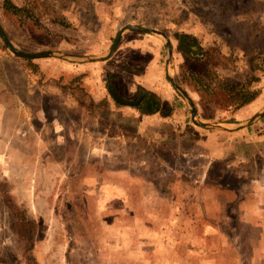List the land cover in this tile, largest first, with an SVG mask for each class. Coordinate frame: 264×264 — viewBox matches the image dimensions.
Segmentation results:
<instances>
[{"label": "rangeland", "instance_id": "rangeland-1", "mask_svg": "<svg viewBox=\"0 0 264 264\" xmlns=\"http://www.w3.org/2000/svg\"><path fill=\"white\" fill-rule=\"evenodd\" d=\"M24 3L35 21L0 9L7 39L53 55L0 39V264H31L28 238L37 264H264V115L249 122L264 110V0ZM128 25L165 33L196 121L230 132L191 123L161 36L125 31L91 61ZM212 70L253 81L256 100L234 114L214 107L220 91L201 100L190 83ZM115 74L119 97L151 95L161 117L115 102Z\"/></svg>", "mask_w": 264, "mask_h": 264}, {"label": "trees", "instance_id": "trees-1", "mask_svg": "<svg viewBox=\"0 0 264 264\" xmlns=\"http://www.w3.org/2000/svg\"><path fill=\"white\" fill-rule=\"evenodd\" d=\"M27 7H29V5H25L23 7H17L14 4H12L9 0H2L0 1V9L2 10V12L7 16V19L10 22H14V21H19L22 20L23 18L25 19H29L32 21H35V16L33 15L31 9H28ZM186 39V37H184ZM183 39V38H182ZM181 46H184V40H179ZM27 62H30L29 60ZM210 76L214 79L215 83H208V82H204L203 81H195V84L193 85V83H190L192 88L195 89H199V91H202L201 93H204V99L201 98V100H207V102H210V99H212L213 95H218V92L220 91L222 94V98L224 97V101L219 102V105L216 106L214 105V107L220 109L219 107H222L224 111H229V113H236L237 111H239L241 108L248 106L250 104H252L257 96H258V92L257 90H251V88H253V86L255 85V83H253V81H248L246 83H242V84H236L234 86H229L226 85L225 83H223L220 79H218L217 73L212 70L210 72ZM115 76L112 75H108V83L106 85L109 94L112 97V93L113 91V86L111 85L110 81L112 79H115ZM187 86L190 84L185 83ZM141 91H139L138 97L142 96L143 98L147 99L145 101V105H147V107L149 108V112H155V111H159V104L156 102L155 99L151 98V95L148 94H140ZM136 100H140L141 99H136ZM210 104V103H209ZM139 105V104H138ZM169 112H165L163 113L164 116H167ZM227 123H235V121L230 118V119H226ZM23 221H25V224H28L30 227H32L34 225L33 221H27L24 218L22 219ZM32 240V239H31ZM31 240H29V245L27 246L26 250L29 252L30 255V261L31 264H37L35 260H33L32 258V250H33V246L31 243Z\"/></svg>", "mask_w": 264, "mask_h": 264}, {"label": "water", "instance_id": "water-1", "mask_svg": "<svg viewBox=\"0 0 264 264\" xmlns=\"http://www.w3.org/2000/svg\"><path fill=\"white\" fill-rule=\"evenodd\" d=\"M125 31H133V32H139V33H154V34H157V35L161 36L165 40V47H166V50H167V59L165 61V66H166V68L168 67L169 58H170V55H171V45H170V41L167 38V36L165 35V33L161 32V31H158L156 29L147 28V27H143V26H134V25H128V26H125L122 29H120V31L116 35L114 43L112 44V46L109 49L108 53L105 56H103V57L91 59V61L102 62V61L108 60L112 56V54L114 53L115 49L117 48L118 43H119V41L121 39V35ZM0 39L2 40L4 45L6 46L7 50L12 55H14L15 57L20 58V59H37V58H45V57H49V56L53 55V54H50V53L27 54V53H22V52L17 51L10 44V42L7 39V37H6L3 29L1 28V26H0ZM167 78H168V81H169L170 85L173 87V89H175L185 99V101L187 102L188 107H189L190 120H191V123L193 125H195L196 127L202 128V129L212 128V129L220 130V131H230L228 129H225L224 127H221L219 124H202V123L197 122L196 119H195V108L193 106V103H192L191 99L188 97L187 93L175 82V80L171 76H169V74L167 75ZM112 98H113V100L115 102H117L118 104L123 105V106L136 107L140 103V100L130 101V100H127V99H123V98L119 97L117 95V93H115V92L112 93ZM263 115H264V110L261 111L260 113H258L257 115H255L253 117V119L251 121H249V122L251 123L255 119L261 118Z\"/></svg>", "mask_w": 264, "mask_h": 264}, {"label": "crops", "instance_id": "crops-1", "mask_svg": "<svg viewBox=\"0 0 264 264\" xmlns=\"http://www.w3.org/2000/svg\"><path fill=\"white\" fill-rule=\"evenodd\" d=\"M0 1H2V0H0ZM12 4H14L15 6H17V7H23V6H25V4L26 3H24L26 0H9ZM129 32H133V31H129ZM124 34V33H123ZM123 34L121 35V38H123L122 36H123ZM121 40V39H120ZM120 42V41H119ZM119 44V43H118ZM116 50V49H115ZM115 52V51H114ZM114 54V53H113ZM112 54V55H113ZM112 57V56H111ZM110 57V58H111ZM107 61V60H106ZM102 62H105V61H102ZM126 69L128 70L129 68H127L126 67ZM127 70H125L124 72L126 73L125 74V76H130V75H132V79H131V77H130V79H131V83H136L135 85V88H138L139 86H143L142 84H140V83H144L145 82V80L144 79H142L141 77H139V76H137L136 74L135 75H133V74H131L130 73V71L128 72ZM129 70H131V69H129ZM119 74H115V77L116 76H118ZM164 75H165V77H167V75H168V71H167V68L165 67V70H164ZM123 76L124 75H121V78H123ZM136 76V77H135ZM117 78V77H116ZM119 78H120V75H119ZM133 80H135V82H133ZM140 80H141V82H140ZM120 81H122V80H120ZM123 83H126L125 82V79L123 78V81H122ZM159 83V82H158ZM127 90V94H130L131 92L132 93H135L136 92V90L137 89H134L133 91L131 90V88L129 87L128 89H126ZM140 90V89H139ZM113 91L115 92V93H117V91L114 89V87H113ZM118 94V93H117ZM113 99V98H112ZM240 111V110H239ZM238 112V111H237ZM126 114L127 115H129V116H131V115H139V113H128V112H126ZM161 113L159 112V111H155V112H153V113H150V114H148V115H146V116H153V117H155V118H157V117H161V115H160ZM142 118V117H141ZM140 118V119H141ZM163 119H166V118H168V116L167 117H162ZM201 130H205V129H202V128H200ZM217 131H219V132H221L220 130H217ZM222 132H224V131H222ZM227 133L228 132H230V131H226ZM261 136L263 137V140H264V134L262 135L261 134ZM261 136H260V138H261ZM216 161L215 160H213V159H211V160H208L207 161V163H206V169H208V166H210V165H212V164H214Z\"/></svg>", "mask_w": 264, "mask_h": 264}, {"label": "flooded vegetation", "instance_id": "flooded-vegetation-1", "mask_svg": "<svg viewBox=\"0 0 264 264\" xmlns=\"http://www.w3.org/2000/svg\"><path fill=\"white\" fill-rule=\"evenodd\" d=\"M142 96H143V95H142ZM142 96L136 98V99H141L139 105L136 106V107H140V108L147 107V105H145V101H146L147 99L143 98Z\"/></svg>", "mask_w": 264, "mask_h": 264}]
</instances>
